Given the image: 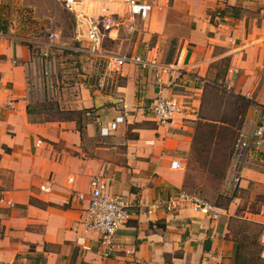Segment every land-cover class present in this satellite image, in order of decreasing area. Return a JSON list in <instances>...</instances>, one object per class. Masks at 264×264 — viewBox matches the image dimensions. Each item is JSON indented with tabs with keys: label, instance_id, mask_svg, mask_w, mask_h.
I'll list each match as a JSON object with an SVG mask.
<instances>
[{
	"label": "crops",
	"instance_id": "obj_1",
	"mask_svg": "<svg viewBox=\"0 0 264 264\" xmlns=\"http://www.w3.org/2000/svg\"><path fill=\"white\" fill-rule=\"evenodd\" d=\"M147 1L153 11L137 31V41L144 33L142 46L124 54L151 64L122 66L116 95L75 107L70 111L75 116L66 119L49 117L57 108L45 106L31 87L32 50L43 60L41 48L24 42L29 37L16 26L23 1L0 0V21L6 25L0 32V196L15 204L1 210L0 264H237V223L261 227L260 257L264 213L238 216L235 199L218 207L219 196L213 201L201 197L217 209L216 219L189 207L167 213L149 206L177 190L189 192L184 164L202 122L200 93L211 82L206 77H222L225 87L231 86L228 91L251 101L244 123L264 120V0H168L162 9L158 5L164 0ZM159 97L175 98L182 107L167 124L152 117ZM118 116L123 122L102 136L100 128ZM229 157L224 196L246 191L254 182L264 185L259 171L264 156L251 154L239 168V186L230 188ZM173 160L181 162V169L170 167ZM91 179L104 180L109 194L132 203L108 258L100 256L99 233L83 225L86 204L76 197L88 193ZM41 185L50 192L41 191ZM30 200L51 205L39 207Z\"/></svg>",
	"mask_w": 264,
	"mask_h": 264
},
{
	"label": "rangeland",
	"instance_id": "obj_2",
	"mask_svg": "<svg viewBox=\"0 0 264 264\" xmlns=\"http://www.w3.org/2000/svg\"><path fill=\"white\" fill-rule=\"evenodd\" d=\"M22 1L21 10L17 13L21 19L20 23L18 25L15 22L20 32L29 38L43 41L49 31H56L59 36L57 43L62 46L61 49L53 51L47 63V74L44 72L43 62L38 57V51L32 50L35 60L32 76L35 81L30 84L45 106L57 108L49 117L69 119L75 116L70 115L73 108L83 106L86 102L90 103L94 98L116 95L115 88L122 84L123 78L112 62L86 59L66 47L72 44V19L63 11L60 0ZM169 4L170 1L164 0L158 7L162 9ZM142 28L139 23L134 35L122 34L117 41L105 42L102 51L115 55L131 53L135 46H142L144 33L141 34L140 41L136 40L137 31L142 32ZM151 41L154 42L155 39ZM172 51L171 49V56ZM171 56L168 61L172 60ZM206 78L211 82L205 83V93L203 89L200 93L199 116L201 119H212L216 123H205L202 120L196 126L192 156L184 164L185 183L189 192L194 190L196 195L205 200L213 201L219 196L218 206L225 207L231 199H235V203L240 206L238 216H244L242 211L263 214L264 189L258 188L264 187L263 183H251L246 191H237L232 196L222 194L221 185L228 156L238 130L244 125L246 102L226 89L222 77ZM220 120L227 124L220 123ZM259 167V171L264 173V165ZM234 232L240 241L245 236L256 238L259 247L261 227L237 223L234 225ZM252 240L250 238L249 242ZM248 247L252 248L250 245Z\"/></svg>",
	"mask_w": 264,
	"mask_h": 264
},
{
	"label": "built area",
	"instance_id": "obj_3",
	"mask_svg": "<svg viewBox=\"0 0 264 264\" xmlns=\"http://www.w3.org/2000/svg\"><path fill=\"white\" fill-rule=\"evenodd\" d=\"M61 7L72 19L71 46L68 49L75 51L86 59H102L112 62L117 69L126 64L141 68L147 67L150 62L142 60L138 55L109 54L102 51L105 42L119 40L122 34L132 36L136 33V26L145 23L151 16L153 6L147 0H60ZM58 34L49 31L45 40L25 38L24 42L40 47V57L44 63V72L49 70L48 62L54 50L61 49L57 43ZM65 47V46H64ZM167 67L163 70H169ZM231 86L226 85L230 90ZM257 110H259L257 108ZM182 107L175 98L159 97L153 101L152 117L158 124L171 122ZM90 116V113H86ZM123 122V116H118L108 127H101L100 134L105 136L109 131L117 128ZM251 154L264 156V120L245 121L238 130L232 144L226 182L230 188H237L241 182L240 166ZM170 167L181 169V162L173 160ZM40 190L48 193L50 188L41 185ZM80 201H85V220L83 225L100 235V256L108 258L114 245L117 231L124 227L130 219L132 203L124 196L109 194L106 182L102 179H91L87 194L76 195ZM15 204L0 196V214L3 208L12 209ZM150 210L162 208L167 213H175L182 208L189 207L193 211L217 218L216 208L204 199L185 190H177L170 197L156 200L150 204ZM260 258L264 261V232L260 237ZM27 264V263H20Z\"/></svg>",
	"mask_w": 264,
	"mask_h": 264
},
{
	"label": "trees",
	"instance_id": "obj_4",
	"mask_svg": "<svg viewBox=\"0 0 264 264\" xmlns=\"http://www.w3.org/2000/svg\"><path fill=\"white\" fill-rule=\"evenodd\" d=\"M235 11L234 9H232V12ZM219 15H222V12H219ZM235 17H238V14L235 13L233 14ZM215 18V15H211V19ZM6 31V25L5 23L0 21V32H5ZM205 88L206 86H204L203 91L205 93ZM240 100H243L246 102V106H245V110L251 105V101L243 96L238 97ZM83 113H90L91 115V111L90 110H86ZM78 117H80L82 115V111L77 112L76 113ZM198 117L199 119H201V117L199 116V111H198ZM202 120L205 121V123H216L215 121H213L212 119H208V118H202ZM220 123L223 124H227L224 121L220 120ZM78 131L82 134V128L81 126L78 127ZM230 202V201H229ZM228 202V203H229ZM30 203L33 205H37L39 207H46V206H50L51 204H46V203H42L36 200H30ZM227 203V204H228ZM218 207H222V206H218ZM248 225L251 226H255V227H260L258 224L256 223H248ZM250 238H252L253 240L251 242ZM233 241L237 244V248H236V261L237 264H264V261H262L259 257V247L256 241V238L248 237H242L241 241L240 239L233 237ZM248 245L252 246L248 247ZM251 248V249H250Z\"/></svg>",
	"mask_w": 264,
	"mask_h": 264
},
{
	"label": "water",
	"instance_id": "obj_5",
	"mask_svg": "<svg viewBox=\"0 0 264 264\" xmlns=\"http://www.w3.org/2000/svg\"><path fill=\"white\" fill-rule=\"evenodd\" d=\"M111 102H118V100H116V99H112ZM97 104H100V103L96 101V105H97Z\"/></svg>",
	"mask_w": 264,
	"mask_h": 264
}]
</instances>
